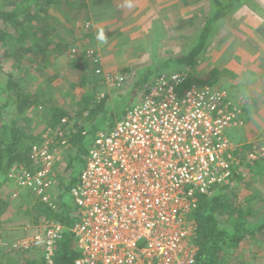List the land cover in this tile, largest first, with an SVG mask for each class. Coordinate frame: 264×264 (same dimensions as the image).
Segmentation results:
<instances>
[{"label": "built area", "instance_id": "1", "mask_svg": "<svg viewBox=\"0 0 264 264\" xmlns=\"http://www.w3.org/2000/svg\"><path fill=\"white\" fill-rule=\"evenodd\" d=\"M97 73L117 90L126 83L123 75L99 67ZM183 76L155 80L112 130L93 137L72 191L74 226L43 220L42 231L13 242V256L43 247L45 264H56L68 231L80 254L73 264H195L198 194L211 196L233 180L240 161L227 132L243 125V108L217 87L194 86L180 98L175 87ZM65 133L49 129L33 146L31 159L40 168L33 174L23 165L12 169V198L30 189L47 195L70 146ZM259 156L264 148L251 160Z\"/></svg>", "mask_w": 264, "mask_h": 264}, {"label": "trees", "instance_id": "2", "mask_svg": "<svg viewBox=\"0 0 264 264\" xmlns=\"http://www.w3.org/2000/svg\"><path fill=\"white\" fill-rule=\"evenodd\" d=\"M211 1L213 3L211 15L206 17L190 48L179 56L156 60L154 66L152 64L149 68L138 71L136 80L131 83L133 86L130 87L129 93L133 98L127 101V110L114 116L108 99H103L100 103L96 101L94 90L100 81L105 83L106 78L103 74L97 73V68L92 69L93 64L84 56L85 51L79 56H74V61L69 62L70 69L79 67L85 70L80 79L82 86L92 84L90 86L92 91L83 93L77 101V110L70 109L75 113L62 109L52 101L51 96L46 97L47 94L43 93V90L46 91L45 84L50 82L45 74L46 64L50 62L42 68L37 58L41 55L50 57L56 54V60L66 51L72 55L69 50L74 46L75 41L73 39V41L65 42L60 38V31L67 26L59 17V13L62 9L68 10L69 13L78 11L83 3H78V0H0V229L10 222L5 220L4 216L12 206L11 201L19 202L17 206L23 209V214L30 217L34 228L43 226V220H45V222H56L65 230L71 229L77 221L75 208L71 202L72 191L80 183L81 171L86 165L93 137L101 131V128L93 135H90V130L99 125L98 120L104 123L102 131L112 130L130 110L131 101L137 94H147L150 86L158 78L168 74L169 76L187 74L175 87V92L180 98L194 86L214 88L220 84L222 78L236 82L240 80V84H234L240 92L247 88L246 80L258 75L255 69L243 66L237 71L212 67L206 75H198V71L201 72L200 67L206 62L205 57L210 44L219 32L223 20L238 9L248 5L256 6V3L253 0ZM251 24L252 22L250 27H252ZM257 28V32L264 37V25H257ZM70 42L73 43L72 46ZM235 59L240 61L238 58ZM27 62H30L29 67L24 66ZM50 66L51 64L47 65V67ZM263 68L264 66L261 69V81L264 83ZM89 71L94 74L89 75ZM70 77L74 78L73 75ZM125 78L127 83L129 77L125 76ZM42 83H44L43 86ZM75 84H77L76 79L73 85ZM34 85L36 86L33 88ZM61 87H59L61 90H65L63 85ZM217 89L221 90L220 87ZM114 90L117 97L125 98L121 91ZM49 92L53 93V91ZM229 98L233 99L231 96ZM39 108L46 111V117L42 120L47 129L45 132L49 129L66 132L65 136L71 144V149L74 150L69 155L67 171L57 175L55 170V174L51 175L52 186L44 196L48 197V202L43 200L42 195L31 189L20 192L17 198H12V192L16 190V186L10 181V173L18 165H23L32 174L36 169H40L31 159V150L43 138L34 132L31 127L33 119L28 115L30 111L36 112L40 110ZM12 109L15 110L14 113L11 112ZM64 119H67L69 123L64 124L62 122ZM70 125H72L71 128ZM250 170L255 175L264 176V163H254ZM236 178L241 179L240 175H236ZM2 187L6 190L4 194L1 193ZM198 197L199 204L194 213L197 222L195 244L198 247L195 264H260L256 257L261 251L242 259L246 253H251V249L241 243L249 238L248 243L251 244L255 235L264 231V218L259 220L260 222H252L256 215H259L255 204L248 203L239 194H231L228 185L218 186L211 196L198 194ZM223 219H226V222ZM12 245L13 242L0 244V264H21L19 263L20 255L13 256L11 255L13 252L8 250ZM76 246L74 237L67 231L58 245L55 263L73 264L80 256ZM44 249L43 247L32 249L33 252H37L35 256L39 259L28 260L26 264H45ZM9 256L11 259L8 258Z\"/></svg>", "mask_w": 264, "mask_h": 264}, {"label": "rangeland", "instance_id": "3", "mask_svg": "<svg viewBox=\"0 0 264 264\" xmlns=\"http://www.w3.org/2000/svg\"><path fill=\"white\" fill-rule=\"evenodd\" d=\"M101 1L102 3H100ZM153 1L155 0H78V3H83L78 11H70L69 13L67 12L68 10L62 9L59 17L63 19L67 28L60 31V38L65 42L73 41L74 39V46L76 45V47L70 48L69 52L72 55L66 51L64 55L56 60V54L50 57L41 55L37 58V62L42 68L47 62L51 64L50 67H47L49 64H46L45 67L46 77L50 79V82L48 81L44 86L46 91L43 90V93L47 94L46 97L51 96L52 101L62 109L68 110L72 114L75 113L78 107L77 101L80 100V96L83 93L92 91L90 87L92 84L90 86H82L80 79L81 76L83 77L85 70H81L79 67L72 70L69 62L74 61V56H79L85 51V55H83L93 64L92 69L95 68L96 70L99 67L104 73L121 74L129 77L128 82L124 83L125 87L118 88L122 92L121 94L125 95V98L117 97L116 90H114L117 88L112 83L108 85L106 81L105 83L100 81L98 87L94 90L97 103H100L103 99H108L114 116H118L119 112L124 113L127 110V101L133 98L129 92L130 87L133 86L131 83L136 80L138 71L147 69L152 64L154 66L156 60L179 56L189 49L198 30L205 23L206 17L211 15V7H213L211 0H179L178 4L176 3L171 7L166 6L171 8V10L166 12L168 16L166 15L164 19H161L160 17L163 13L157 10V3ZM253 1L256 6H244L223 20L224 22L220 25L219 32H217L210 44V49L205 57L206 62L201 65L200 69L202 70L201 72L198 71V75H206V72L212 67L229 68L237 71L243 66L248 69L255 68L258 71V75L248 78L246 80L248 82H245L248 85L247 88L239 94H242V98L243 96L247 97V100L250 97H254L255 101L261 102L264 101V84L261 81V69L264 66V37L257 32V25H264V0ZM122 3L123 7L121 8L120 4ZM161 5V11H167L164 6L165 3L162 2ZM181 22L188 24L181 25ZM251 22L252 27H250ZM70 43L72 46L73 43ZM235 58L240 59V61ZM84 60L87 62L86 58ZM29 65L30 62H27L24 66L29 67ZM5 68L7 69L8 66ZM91 71H89V75L94 74ZM72 75L73 79L70 77ZM166 76H169V74ZM184 76H187V74ZM89 77L93 78V76ZM75 79L77 84L73 85ZM229 83L232 82L228 79H221L220 84L216 87L221 88L222 86L224 90L230 91L234 85ZM236 83L240 84V80L235 81ZM62 85L65 90L59 88ZM35 86L32 87L34 88ZM47 86H50V88ZM234 90L239 92L236 87H234ZM49 91H53V93L51 94ZM142 95L138 93L131 101V106L139 102L143 97ZM39 109L36 112L30 111L28 115L33 119L31 127H33L34 132L36 135L42 136L47 130L42 122L46 117V111L42 108ZM70 109H75V111ZM257 109L264 113V104L258 105ZM11 112L14 113L15 110L12 109ZM98 121L99 125L90 130V135H93L100 128L101 131L104 128L102 120ZM69 127L71 128L72 125ZM69 127L67 128L69 129ZM227 134L229 138L233 137L237 138L239 142H245L238 137L239 132L237 134L236 130L228 131ZM253 136L255 138L256 135L254 134ZM263 136L261 135V137ZM249 143L250 141L244 144ZM255 143L257 144L254 146L250 145L246 149L240 146V155L237 157L240 165L235 166L233 180L225 185H230L231 194H239L248 203L252 202L255 204L259 215L254 216L255 218L252 222H260L259 220L264 218V176L253 174L250 169L253 162L251 154L257 157L264 141L259 140ZM70 146L68 149H64L63 155H60L62 161L55 166L57 175L67 171L69 155L74 152ZM259 158L260 156L256 163L260 161ZM236 175H240L241 179H237ZM5 191L2 187L1 193L4 194ZM51 191L54 192V189L51 188ZM11 205L12 209L9 212L11 222L6 223L0 229V241L2 244L4 243L2 241L3 237L6 239L10 234L18 236L17 231H42L33 227V221H31L30 217L23 214V209L17 206L19 205L18 201L12 202ZM5 220L8 219L5 217ZM223 220L226 222V219ZM221 224H223L222 220ZM248 242L249 238L243 241L241 245L246 246V248L248 246L251 249V253H246V256H243L242 259L251 256L250 254L257 253V251H261L256 258L257 262L264 264V231L258 232L251 244ZM36 254L37 252L33 251L28 254H20L19 263L26 264Z\"/></svg>", "mask_w": 264, "mask_h": 264}, {"label": "crops", "instance_id": "4", "mask_svg": "<svg viewBox=\"0 0 264 264\" xmlns=\"http://www.w3.org/2000/svg\"><path fill=\"white\" fill-rule=\"evenodd\" d=\"M156 1V3H157V5H156V8H157V10L159 11V12H161V13H163V14H161V19H164V16H166L167 14H166V12H170V10H171V8H169V7H171L172 5H174V4H178V2H179V0H160V1H158V0H155ZM155 1H153L154 3H155ZM152 2V1H151ZM162 2H164L165 3V9L167 10V11H161V9H162V5H161V3ZM159 5V6H158ZM120 6H121V8L123 7V3L122 4H120ZM125 6H126V4H125ZM166 6H169V7H166ZM143 11V10H142ZM176 11H178V10H176ZM190 14V13H189ZM168 16V15H167ZM171 16H173L172 14H171ZM180 16V15H179ZM171 20V19H170ZM182 25H186L184 22H182ZM236 57H238V56H236ZM253 69H255V68H253ZM257 70L255 69V72H256ZM263 74H264V71H263ZM222 79H227V78H222ZM229 81H231L232 83H229V84H232V85H234L235 84V81L234 80H230V79H228ZM264 84V83H263ZM222 85V84H221ZM221 85H219V86H221ZM264 87V86H263ZM221 88H222V86H221ZM254 88H256V87H254ZM252 90V89H251ZM228 93H229V95L233 98V99H235V100H239L240 101V104H241V106H242V108H243V115H242V121H243V125L242 126H240L239 128H236V129H233V130H236L237 131V134H238V132H239V134H238V137L239 138H242V140L243 141H245V142H242V141H238L237 140V138L235 139V138H233V137H231V138H229L230 139V141L236 146L235 148H237V149H235V152H234V154L236 155V156H239L240 155V148L242 147V148H249L250 147V145L251 146H254V145H256L257 143H255L256 141H259V140H262V141H264V136L263 137H261V135H264V113H262V111H259L258 109H257V106L258 105H262V103L264 104V101H255L256 99L254 98V97H250V99L249 100H247V97H244L243 96V98L241 97L242 96V94H239L240 93V91L238 92V91H235L234 90V87L230 90V91H228ZM245 99V100H244ZM246 110H247V112H246ZM233 130H231V131H233ZM242 131H243V133H242ZM256 135L255 136V138H254V136L253 135ZM253 138H254V140H253ZM253 140V141H252ZM248 141H250V143L249 144H244V143H247ZM247 145H249V146H247ZM241 146V147H240ZM260 147V146H259ZM262 148H264V144L263 145H261V149ZM259 160L260 161H258V163H264V158H259ZM257 161H253L252 163H251V165H253L254 163H256ZM230 187V186H229ZM11 202H13V201H11ZM71 202H72V199H71ZM12 209V206H10V208H9V210H8V212L5 214V216H4V218L6 217L8 220H10L9 219V216H11V215H9L10 213V210ZM14 212H15V210H14ZM195 213V212H194ZM7 220V221H8ZM10 222H11V220H10ZM10 222H8V223H10ZM17 233H18V236H14V234H10V236H8L6 239L3 237L2 238V236H1V238H2V241L3 242H5V243H9V242H14V241H16V240H18V239H20V237H24V236H26V235H33V234H35V233H37V231H26V230H24V231H17ZM1 235H2V233H1ZM77 250V249H76ZM9 258H10V256H9ZM30 258V257H29ZM32 258V257H31ZM36 260V259H39L37 256H35V257H33L31 260ZM42 258H40V260H41ZM43 260V259H42Z\"/></svg>", "mask_w": 264, "mask_h": 264}, {"label": "clouds", "instance_id": "5", "mask_svg": "<svg viewBox=\"0 0 264 264\" xmlns=\"http://www.w3.org/2000/svg\"><path fill=\"white\" fill-rule=\"evenodd\" d=\"M222 89H223V88H222ZM228 186H230V185H228ZM216 189H217V188H216ZM216 189H215V190H216ZM76 247H77V246H76ZM77 250H78V248H77ZM78 252H79V251H78Z\"/></svg>", "mask_w": 264, "mask_h": 264}]
</instances>
